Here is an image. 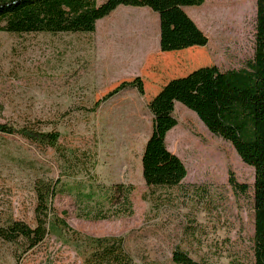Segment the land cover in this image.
<instances>
[{
	"label": "rangeland",
	"instance_id": "rangeland-1",
	"mask_svg": "<svg viewBox=\"0 0 264 264\" xmlns=\"http://www.w3.org/2000/svg\"><path fill=\"white\" fill-rule=\"evenodd\" d=\"M140 8L149 13L142 17ZM140 8L120 6L98 21L94 33L0 31V123L59 132L63 150L79 156L88 152L99 182L133 185L134 207L131 217L92 221L77 217L71 196L57 195L46 239L30 250L22 242L0 240V264H88L93 248L57 217L83 234L124 236L133 264H173L177 247L207 264H254L255 169L231 142L177 102L179 124L168 133L167 144L184 161L186 178L175 187L150 188L141 159L153 129L148 102L157 85L205 65L246 67L254 57L257 0H205L201 6H187L209 43L184 52L187 60L176 68L162 58L158 13ZM145 28L142 45L138 34ZM141 75L145 95L126 89L97 112L85 109L122 81ZM81 158L67 171L78 178L85 169ZM60 166L50 144L0 131V226L12 219L35 226L36 181H54ZM231 176L246 190L235 188Z\"/></svg>",
	"mask_w": 264,
	"mask_h": 264
},
{
	"label": "trees",
	"instance_id": "trees-1",
	"mask_svg": "<svg viewBox=\"0 0 264 264\" xmlns=\"http://www.w3.org/2000/svg\"><path fill=\"white\" fill-rule=\"evenodd\" d=\"M204 3L205 0H106L101 4L98 0H0V31L94 33L98 21L121 5L149 7L159 15L160 51H177L209 43L207 34L185 9ZM131 88L145 95L142 76L122 81L85 109L97 112L104 102ZM177 102L194 111L213 134L231 142L241 159L254 167V264H264V0H257L255 54L246 67L222 70L217 65H205L196 68L168 80L148 102L153 129L141 161L143 178L150 188L178 186L188 174L184 161L167 144L168 133L179 124L175 114ZM0 131L20 133L50 144L61 161L60 174L54 181H36V225L31 226L24 220H8L0 226V240L22 242L25 250L42 243L49 234V215L55 211L53 200L61 194L75 200L76 215L81 219L101 221L134 215L133 185L107 186L99 182L94 173L95 162L90 160L88 152L83 150L79 156L63 150L58 146L59 132L17 129L7 123H0ZM81 157H84L85 169L82 178H78L67 171L73 164L79 165ZM230 182L235 188H247L234 176L230 177ZM56 221L93 248L88 264H133L124 236L87 235L63 218L57 217ZM171 260L173 264H207L178 247Z\"/></svg>",
	"mask_w": 264,
	"mask_h": 264
},
{
	"label": "crops",
	"instance_id": "crops-1",
	"mask_svg": "<svg viewBox=\"0 0 264 264\" xmlns=\"http://www.w3.org/2000/svg\"><path fill=\"white\" fill-rule=\"evenodd\" d=\"M122 6V5H121ZM120 7V6H119ZM119 7L117 9H119ZM140 8V7H139ZM116 9V10H117ZM126 9H130V8H126ZM115 10V11H116ZM113 11V12H115ZM139 11L141 14L142 17L146 16V14L149 13V10H147L146 8H140ZM138 25H134V26H131L133 29L135 27H137ZM148 36V33H147V29L145 28L142 32L140 31V33L138 34V40L139 41H142V45L144 44L143 41L145 42L146 38ZM158 44H160V28H159V32H158ZM198 46H194V47H190L188 49H185V50H177V51H166V52H161L162 53V58H164L166 61V65L168 67H180L181 65L185 64L184 60H187L186 57H182L181 55L184 53V52H191L194 51L195 49H197ZM177 54H179V57H175ZM185 54V53H184ZM142 76V75H141ZM162 85H157L155 88L157 90H160Z\"/></svg>",
	"mask_w": 264,
	"mask_h": 264
}]
</instances>
